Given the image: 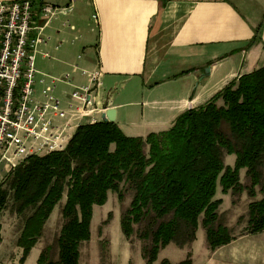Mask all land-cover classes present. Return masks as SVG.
Instances as JSON below:
<instances>
[{"label":"trees","instance_id":"trees-1","mask_svg":"<svg viewBox=\"0 0 264 264\" xmlns=\"http://www.w3.org/2000/svg\"><path fill=\"white\" fill-rule=\"evenodd\" d=\"M262 24L254 28L250 45L260 41ZM223 153L235 156L233 166L224 165ZM263 167L264 66L232 80L204 105L186 110L168 130L144 138L124 135L114 122L79 126L63 151L29 157L6 179L15 213L25 216L16 241L22 250L19 262L38 242L66 190L58 258L52 261L46 247L37 264H78L79 248L90 240L93 206L103 205L108 192L121 202V184L134 192L120 217L121 231L128 239L135 225L142 226L138 237L149 240L142 253L146 264H153L170 243L190 244L199 223L213 252L234 239L218 214V186L222 194L246 191L250 198L259 186L261 198L248 204L245 232L264 231ZM242 169L249 186L240 182ZM9 190L0 186V212ZM159 264L172 263L163 259ZM176 264H191L190 256Z\"/></svg>","mask_w":264,"mask_h":264},{"label":"crops","instance_id":"crops-1","mask_svg":"<svg viewBox=\"0 0 264 264\" xmlns=\"http://www.w3.org/2000/svg\"><path fill=\"white\" fill-rule=\"evenodd\" d=\"M31 1L38 26L46 22L43 4L65 8L49 20L43 31L46 44L34 52L35 100L40 102L41 91L49 88L66 109L73 89L87 85L89 75L98 73L101 85L92 94V117L101 122L112 108V122L128 137L168 130L180 114L204 105L232 80L264 66V0ZM262 21L260 41L250 45ZM231 157L228 166L234 164L235 156ZM103 233L110 247L121 246L119 264H145L140 251L130 248L122 235L119 218ZM232 236L234 240L212 252L199 225L190 244H168L153 264L163 259L178 263L188 253L191 264H264V231ZM19 250L12 259L2 255V264H37V243L23 263Z\"/></svg>","mask_w":264,"mask_h":264},{"label":"built area","instance_id":"built-area-1","mask_svg":"<svg viewBox=\"0 0 264 264\" xmlns=\"http://www.w3.org/2000/svg\"><path fill=\"white\" fill-rule=\"evenodd\" d=\"M41 13L46 22L38 26L31 0L0 1V180L29 157L63 151L83 121L96 123L90 106L101 85L98 73L73 89L66 109L49 88L35 100L34 52L46 44L49 20L65 8L43 4Z\"/></svg>","mask_w":264,"mask_h":264},{"label":"rangeland","instance_id":"rangeland-1","mask_svg":"<svg viewBox=\"0 0 264 264\" xmlns=\"http://www.w3.org/2000/svg\"><path fill=\"white\" fill-rule=\"evenodd\" d=\"M112 149L113 147H111V150ZM147 151H148V147L145 148V152ZM228 156L229 155L225 153H223L222 155L224 165H227L228 161L230 160L228 159ZM232 158H234L233 155L231 159ZM9 174L10 173L3 175L2 179L0 180V186L2 185V188L6 190H9L8 182L6 180ZM240 182L245 186L250 185V181L245 175V169L244 171H241ZM262 184H264V167H263ZM121 187L124 193V198L121 202L118 201L116 194L112 192H108L106 202L103 205L93 206L92 216L94 217V220L92 222V218H91L90 240L88 242L81 244L79 248L80 257L78 264H119L120 263L119 254H120L121 246L114 243L113 246L110 247L108 245V240L103 235L104 234L103 232L105 226L108 225L110 221H112L115 217L119 218L120 220L121 215L128 208L129 203L133 197V193H134L133 190L129 189L124 184H121ZM217 189L218 191L216 190L217 193L215 194L214 199L216 200L221 199L222 203L219 206V208L227 209V211H223L218 214L222 217L223 221L225 222V225L226 224L231 225L232 228H228L230 230L231 236L233 234L235 235V234L245 233L247 228V207L250 202L259 200L261 198V193L259 192V186L255 188L256 196L254 198H250L247 195L246 191H244L240 195H232L231 193H228L226 196H222L221 191H219L220 189L219 186L217 187ZM65 195H66V190L64 191L62 199L55 206L49 219L46 221L44 225L43 233L37 242V245L40 247V250H43L46 247L49 248L48 257L52 261H56L58 258V247L56 240L58 238L61 226L63 225V219L61 217L60 211L65 202ZM15 208L16 205L12 200V192L9 190L8 202L6 203L4 209L0 212V226H1L0 237L1 240L4 241L3 243H1L3 244V246L0 247L1 262L5 261L4 258L6 257H9L10 259L14 258V254L20 252L19 247L16 245V241L19 236L20 230L22 228L23 220L25 216L16 214ZM199 225L201 224L199 223L198 226ZM117 226L119 227V221L117 223ZM141 229H142L141 225H135L134 234L128 239L125 238L123 233L122 235L126 240H128L127 242L130 245V248H133V250L137 251V253H139L140 251V254L142 255L143 250L149 246V240H143L138 237L139 231ZM185 246L186 245H184L183 247ZM110 252L112 254V257L110 256ZM2 255L4 256V258H1ZM188 255L190 256L191 259V254L188 253L187 256ZM141 257L143 258V256ZM135 264H137V260L135 261Z\"/></svg>","mask_w":264,"mask_h":264},{"label":"water","instance_id":"water-1","mask_svg":"<svg viewBox=\"0 0 264 264\" xmlns=\"http://www.w3.org/2000/svg\"><path fill=\"white\" fill-rule=\"evenodd\" d=\"M115 119V112L112 108H108L102 116L103 121L112 122Z\"/></svg>","mask_w":264,"mask_h":264}]
</instances>
